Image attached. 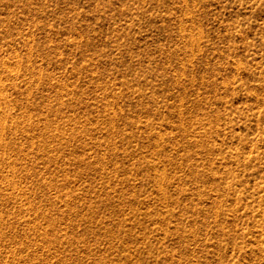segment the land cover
Returning <instances> with one entry per match:
<instances>
[{"label": "rangeland", "instance_id": "rangeland-1", "mask_svg": "<svg viewBox=\"0 0 264 264\" xmlns=\"http://www.w3.org/2000/svg\"><path fill=\"white\" fill-rule=\"evenodd\" d=\"M0 264H264V0H0Z\"/></svg>", "mask_w": 264, "mask_h": 264}]
</instances>
